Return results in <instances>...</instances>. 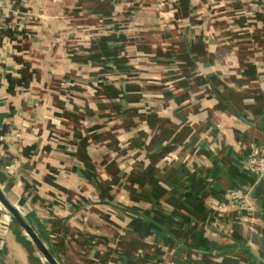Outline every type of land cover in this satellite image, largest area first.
Instances as JSON below:
<instances>
[{
  "label": "crops",
  "instance_id": "1",
  "mask_svg": "<svg viewBox=\"0 0 264 264\" xmlns=\"http://www.w3.org/2000/svg\"><path fill=\"white\" fill-rule=\"evenodd\" d=\"M258 154L264 0H0V188L60 264H264Z\"/></svg>",
  "mask_w": 264,
  "mask_h": 264
},
{
  "label": "water",
  "instance_id": "2",
  "mask_svg": "<svg viewBox=\"0 0 264 264\" xmlns=\"http://www.w3.org/2000/svg\"><path fill=\"white\" fill-rule=\"evenodd\" d=\"M0 204L5 208V210L14 218L15 222L22 227V229L30 237L34 245L37 247L39 252L45 258L48 264H60L56 257L50 252L46 247L37 233L32 229V227L24 220L19 210L7 199L4 192L0 188Z\"/></svg>",
  "mask_w": 264,
  "mask_h": 264
},
{
  "label": "built area",
  "instance_id": "3",
  "mask_svg": "<svg viewBox=\"0 0 264 264\" xmlns=\"http://www.w3.org/2000/svg\"><path fill=\"white\" fill-rule=\"evenodd\" d=\"M248 167L250 172L256 175L260 180L264 179V154L253 156L248 162ZM231 197L232 199H240V197H238L236 193H232ZM215 205H217L218 208H227L225 205L220 204L219 202H217ZM1 211H3L2 208H0V212ZM5 220L8 223L11 222V218L8 215H5Z\"/></svg>",
  "mask_w": 264,
  "mask_h": 264
},
{
  "label": "rangeland",
  "instance_id": "4",
  "mask_svg": "<svg viewBox=\"0 0 264 264\" xmlns=\"http://www.w3.org/2000/svg\"><path fill=\"white\" fill-rule=\"evenodd\" d=\"M43 260H45V258H44ZM44 262H45V264H48V263L46 262V260H45Z\"/></svg>",
  "mask_w": 264,
  "mask_h": 264
},
{
  "label": "trees",
  "instance_id": "5",
  "mask_svg": "<svg viewBox=\"0 0 264 264\" xmlns=\"http://www.w3.org/2000/svg\"><path fill=\"white\" fill-rule=\"evenodd\" d=\"M13 220H14V218H13ZM14 222H15V220H14ZM16 223V222H15ZM17 224V223H16Z\"/></svg>",
  "mask_w": 264,
  "mask_h": 264
}]
</instances>
